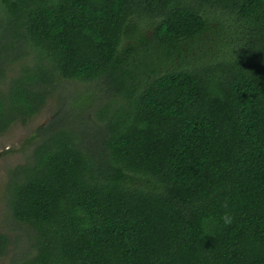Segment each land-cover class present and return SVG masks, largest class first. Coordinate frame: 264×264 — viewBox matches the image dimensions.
Here are the masks:
<instances>
[{
  "label": "trees",
  "instance_id": "1",
  "mask_svg": "<svg viewBox=\"0 0 264 264\" xmlns=\"http://www.w3.org/2000/svg\"><path fill=\"white\" fill-rule=\"evenodd\" d=\"M53 97L9 264H264V0H0V135Z\"/></svg>",
  "mask_w": 264,
  "mask_h": 264
},
{
  "label": "rangeland",
  "instance_id": "2",
  "mask_svg": "<svg viewBox=\"0 0 264 264\" xmlns=\"http://www.w3.org/2000/svg\"><path fill=\"white\" fill-rule=\"evenodd\" d=\"M141 25L147 34H151L147 22L143 21ZM57 101L56 97L51 98L48 104L28 123L16 122L8 131L0 135V230L9 233L11 242L7 253L0 258V264H9L16 253L31 247L28 237L29 229L21 228L20 224L10 216L8 210L5 196L8 169L25 160L28 150L22 147L23 141L37 125L48 120Z\"/></svg>",
  "mask_w": 264,
  "mask_h": 264
},
{
  "label": "clouds",
  "instance_id": "3",
  "mask_svg": "<svg viewBox=\"0 0 264 264\" xmlns=\"http://www.w3.org/2000/svg\"><path fill=\"white\" fill-rule=\"evenodd\" d=\"M222 219L225 224L231 223V217L228 215L223 216Z\"/></svg>",
  "mask_w": 264,
  "mask_h": 264
}]
</instances>
